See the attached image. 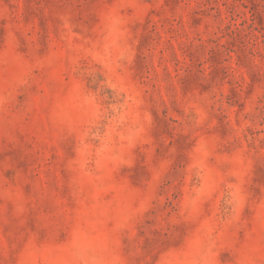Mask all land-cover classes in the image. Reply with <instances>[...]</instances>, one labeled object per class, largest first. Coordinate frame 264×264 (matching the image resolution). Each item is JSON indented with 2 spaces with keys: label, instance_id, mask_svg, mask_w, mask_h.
Here are the masks:
<instances>
[{
  "label": "rangeland",
  "instance_id": "rangeland-1",
  "mask_svg": "<svg viewBox=\"0 0 264 264\" xmlns=\"http://www.w3.org/2000/svg\"><path fill=\"white\" fill-rule=\"evenodd\" d=\"M0 264H264V0H0Z\"/></svg>",
  "mask_w": 264,
  "mask_h": 264
}]
</instances>
